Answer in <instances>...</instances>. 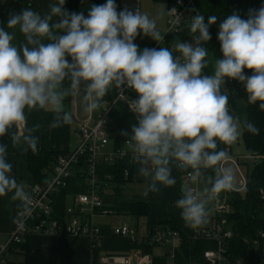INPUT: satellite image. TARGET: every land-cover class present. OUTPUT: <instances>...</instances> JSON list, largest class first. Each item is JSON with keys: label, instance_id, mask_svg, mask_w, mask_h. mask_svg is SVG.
<instances>
[{"label": "clouds", "instance_id": "obj_1", "mask_svg": "<svg viewBox=\"0 0 264 264\" xmlns=\"http://www.w3.org/2000/svg\"><path fill=\"white\" fill-rule=\"evenodd\" d=\"M64 5L58 0L44 14L29 6L0 22V139L7 136L13 147L35 151L38 138L36 126L28 127L29 111L50 110L52 127L69 125L73 114L65 109L67 97L82 94L83 111L93 113L111 90L134 91L138 98L129 107L136 123L121 135L148 183L145 195L176 186L177 170L189 178L175 201L182 221L192 229L207 225L210 202L238 190L235 172L226 166L231 159L227 147L239 139L241 127L260 133L255 123L232 113L222 86L238 81L247 103L264 111V4L250 9L246 19L233 12L220 22L222 56L214 54L211 74L205 72L210 64L205 45L216 15L207 23L199 12L192 16L194 40H176L174 50L141 49L138 36L159 44L164 35L139 8L118 12L115 0H106L85 16L69 13ZM175 14L174 8L169 11ZM14 30L23 37L19 43ZM7 156L8 145L0 142V197L10 195L26 218L33 199L12 174ZM201 182L204 186L198 187Z\"/></svg>", "mask_w": 264, "mask_h": 264}, {"label": "trees", "instance_id": "obj_2", "mask_svg": "<svg viewBox=\"0 0 264 264\" xmlns=\"http://www.w3.org/2000/svg\"><path fill=\"white\" fill-rule=\"evenodd\" d=\"M5 1L0 0V22L7 21ZM13 8L20 11L23 6V0H8ZM89 0H65L64 8L69 13H81L79 7ZM98 4H102L104 0H96ZM168 6L174 0H163ZM58 3V0H56ZM199 13L205 16V22L211 15L218 17L216 24L209 27L211 40L205 46L209 48V55L212 57H221L220 44L217 39L219 24L227 16L233 12L239 14L241 18L246 19L250 9H259L264 0H196ZM28 7V4H26ZM11 31V30H10ZM16 31L15 43L20 41V33ZM188 37L187 34L169 36L167 44L162 47L171 48V43L176 40L184 41ZM207 74H211V68L205 69ZM246 74L251 73L245 70ZM116 92L113 89L109 92L112 96ZM222 92L229 97V106L233 108L235 115L241 117V120L247 119L260 129L259 135H252L243 129L244 145L253 157H258L255 165L247 174V182L244 190L223 192L227 196L230 207L229 213L224 215L226 219L225 228L230 229L233 235L225 241V250L227 263L229 264H264V238L260 233L264 231V111H260L258 104L251 105L247 103V96L243 85L235 80H227L225 86H222ZM137 97V94L133 92ZM138 98V97H137ZM43 127L41 132L39 149L25 150L24 146L13 147L9 137L5 136L0 139L8 145V153H14L17 157H22L26 163L32 178V183L44 182L47 178V170L54 161L63 152L53 151L49 145V129L53 117L52 112L42 110ZM127 119L133 120L136 123V116L132 113L125 114ZM124 116V117H125ZM111 132L113 134L114 146L118 147L122 141L116 137L117 130L121 125L119 123L111 124ZM223 146V145H222ZM225 147V146H224ZM97 176L101 181L100 192L105 198L106 192L109 190L114 195H122L124 187L133 183L134 166L129 162L128 158L117 159L113 164L101 162L96 168ZM128 170V176H125V171ZM181 173L177 170L173 171L174 176H179ZM85 173L80 172L79 167L68 181L66 187L62 188L55 196L54 209L55 214L62 222L65 221L67 200L72 195L79 192H85L88 189ZM261 191L263 193H261ZM107 202V201H106ZM105 209L112 210L118 214L132 215L137 219L148 217L150 212V204L147 201H121L110 202L106 204ZM219 216L210 218L212 223L217 222ZM151 231L155 229L172 230L179 233L177 246L174 248V256L172 264H189L190 262H205L204 252L208 249L217 248V242L207 239H195L192 228L184 224L180 217V210L175 207V204H161L158 208L157 222L147 223ZM106 231V230H105ZM157 244L147 242H136L132 244L135 249H141L144 254H152L153 248ZM171 245V244H168ZM15 250L20 252L27 251V240L23 243L16 244ZM12 249V248H10ZM14 251V249H12ZM168 254L153 255V264H168Z\"/></svg>", "mask_w": 264, "mask_h": 264}, {"label": "built area", "instance_id": "obj_3", "mask_svg": "<svg viewBox=\"0 0 264 264\" xmlns=\"http://www.w3.org/2000/svg\"><path fill=\"white\" fill-rule=\"evenodd\" d=\"M176 10L175 15H169V11ZM199 12L196 0H174L167 10V21L164 40L159 44L154 41L150 48H159L167 44L169 36L187 34L184 41L194 40V35L190 33V18ZM174 50V43H171ZM134 91L125 89L124 92L116 90L112 95H106L103 99V106L100 110L90 113L88 119L79 122L78 135L79 143L73 149L63 152L47 170V178L44 182L32 183L28 186V192L33 199L32 213L26 218L20 216L18 202L15 204L13 214V228L8 240L0 246V261L5 262L6 255L10 248L16 244L23 243L32 233H50L60 234L72 237L89 236L93 243V248H99L104 237V229L94 224L93 216L98 212H107L105 210V199L100 192L101 181L97 176L96 168L101 162L113 164L117 159L128 158L129 162L137 165L126 144V140H121L122 144L105 150L109 144L107 132H111L110 120L117 113L125 115L132 113L129 107L131 100L137 99ZM135 115V114H134ZM117 137V136H116ZM229 153V147L226 149ZM257 158L258 157H254ZM256 162V161H255ZM255 162L253 165H255ZM79 167L80 172L85 173L87 191L79 192L70 196V203L67 202L65 221L62 222L55 214L54 201L59 191L66 187L72 177L75 168ZM181 173V172H180ZM182 174V173H181ZM128 176V170L125 171ZM188 180V176L184 175ZM47 181V182H46ZM247 177L244 182L245 188ZM243 188L237 187L241 191ZM261 193H263L261 191ZM68 201V200H67ZM213 210L216 216H219L217 222H208L207 225L193 229L195 239H209L217 242V248L208 249L204 252L205 262H190L189 264H229L227 263L225 241L233 233L225 228L226 219L224 215L229 213L230 207L227 196L220 194L215 200ZM113 233L118 236L129 238L132 243L147 242L166 246L178 241L179 233L172 230L150 229L138 232L135 225L122 224L113 228ZM264 238V231L260 233ZM172 258L174 252L171 254ZM105 262L114 264H153V259L149 254H144L140 250H135L127 255H114L104 259Z\"/></svg>", "mask_w": 264, "mask_h": 264}, {"label": "crops", "instance_id": "obj_4", "mask_svg": "<svg viewBox=\"0 0 264 264\" xmlns=\"http://www.w3.org/2000/svg\"><path fill=\"white\" fill-rule=\"evenodd\" d=\"M106 2V0H104ZM103 2V3H104ZM56 0H23L22 8H26V4L28 7L34 11L40 12L44 14L50 10L49 5L55 4ZM102 3V4H103ZM117 4V11L121 10L120 7V0H115ZM100 5V4H99ZM6 6V16L9 17L10 12H19L13 8L10 1H5ZM86 14V13H85ZM57 19L54 17V20ZM163 32V31H162ZM163 34V33H162ZM23 37L20 34V41ZM19 41V42H20ZM154 42L152 40L149 42L150 48L151 44ZM67 85V82H65ZM224 87V86H223ZM65 109L70 111L73 114V121L69 125H61L58 127H52L50 125L49 129V145L51 150L57 152H66L69 150H73L79 143V135H78V127L80 125L74 123L77 121L78 118H86L90 116V113H85L83 111V106L79 103V97L76 96H69L64 101ZM46 112H52L50 110H44ZM53 113V112H52ZM54 113L51 120L54 119ZM125 115L115 114L112 119L121 125H125L120 127L117 130V138L120 140L127 139V137H123L121 132L123 130L130 131V126L133 124V120L127 119ZM78 122V121H77ZM80 122V121H79ZM75 124V125H74ZM36 126L35 135L38 138L37 142V149L40 147V137L43 127V115L42 110H32L28 112V127ZM21 134L23 133V128L20 129ZM229 147V146H228ZM28 150H31L30 148ZM229 150L231 151L230 147ZM7 159L13 165V175L17 179L18 183H21L25 186V190H28V186L32 184V178L30 176L27 163L22 157H17L14 153H8ZM257 161V158H255ZM139 165H135L133 169V183L127 184L124 189L122 195H114L110 193L109 190L106 192L105 201L106 204L110 202H121V201H147L150 204V201L147 199L146 196H138L133 198H128L125 196L124 191L128 189L135 188V185L140 183L146 182L145 178L141 177L138 172ZM183 175V174H181ZM176 178L179 180L180 176ZM180 182V180H179ZM180 186L181 183H178V192L180 193ZM170 199V198H169ZM161 204H175L176 200L171 199ZM71 201V199H70ZM10 199L9 196L0 197V246L7 243L8 237L10 232L13 228V214L15 209V204ZM107 212H98V215H120L118 213L113 212L112 210L105 209ZM97 215L93 216L92 221L94 222V218ZM137 219V218H136ZM158 219L149 220V222L155 223ZM138 220V219H137ZM210 222V219H209ZM96 225L101 226L104 229V237L102 239V244L99 248H93L92 240L89 236H79V237H72L67 235H60V234H50V233H32L27 237V245L28 250L20 252L19 250H15V246H12L6 255L5 262L0 261V264H114L113 262H105L104 259L107 257H112L114 255H127L132 253L135 250H140L137 248L132 247V242L129 238L124 236H118L113 233L112 224L108 223L107 221H97L94 223ZM118 226V225H117ZM138 229V232L143 233L145 228L149 229L147 222H143L139 224L137 221L135 225ZM106 230V231H105ZM178 241L171 244L174 248L177 246ZM167 246V245H166ZM142 252V251H141ZM163 255V253H158V255ZM150 257L153 259V255L149 254ZM172 256V255H171Z\"/></svg>", "mask_w": 264, "mask_h": 264}, {"label": "rangeland", "instance_id": "obj_5", "mask_svg": "<svg viewBox=\"0 0 264 264\" xmlns=\"http://www.w3.org/2000/svg\"><path fill=\"white\" fill-rule=\"evenodd\" d=\"M106 3V2H104ZM120 7L121 10L124 8H128L130 10L135 11L137 8L141 10L142 13L147 14L151 19H154L156 21V25L158 30L163 33L165 32L166 28V21H167V10H168V4L163 1V0H120ZM85 16L87 14L84 13ZM163 31V32H162ZM152 39L150 37L146 36H138L135 43L141 48H145L149 46V42H151ZM213 57L209 55V60L210 64L209 67L211 68L212 71V61ZM225 86V85H224ZM79 97V103L82 106V94L78 95ZM230 110L232 113L235 115L233 108L229 106ZM89 116L86 118H78L76 122H74L77 126L79 125V121L88 119ZM240 117V116H239ZM241 118V117H240ZM110 123L113 125L115 124L114 119L110 120ZM74 124V125H75ZM107 137L109 138V144L106 146L105 150H108L112 147L113 145V134L112 132H107ZM124 137V136H123ZM221 147H224L221 145ZM231 151L229 153L231 159L227 162L226 166L231 167L236 175L237 178V187L243 188L244 182L246 180V177L248 172H250L253 168V164L255 162V158L251 155H249L243 141V128L241 127V135L239 139L229 146ZM183 174V173H182ZM184 175H181L179 180L177 179V185L173 186L171 188H162L160 192L158 193H152L148 192L147 195H145V192L148 188V183L143 182L138 185H135L133 189H128L124 191L125 196L128 198H133V197H138V196H146L148 197L147 199L150 201V212L148 217H142L139 218L138 220L136 217L132 215H126V214H120V215H112V214H106V215H98L94 218V223L97 221H107L108 223L112 224V228L116 227L117 225H122V224H128V225H136L137 221H139V224L143 222H147L149 220H154L157 218V213H158V208L160 203H164L168 201V199L173 197V200H176L179 196L180 193L178 192V183H184L187 180L184 178ZM204 184L201 182L198 187H203ZM244 190V188L242 189ZM241 190V191H242ZM169 199V200H170ZM70 203V198L68 200ZM215 204V200L210 202L209 207L211 209V215L210 218L215 216V212L213 210V206ZM174 247L171 245L163 246V245H155L153 248V254L158 255V253H163L168 254L167 258L168 264H172V256L171 254L173 253ZM160 255V254H159Z\"/></svg>", "mask_w": 264, "mask_h": 264}, {"label": "water", "instance_id": "obj_6", "mask_svg": "<svg viewBox=\"0 0 264 264\" xmlns=\"http://www.w3.org/2000/svg\"><path fill=\"white\" fill-rule=\"evenodd\" d=\"M93 5H99L96 0H89L87 3L79 7V11L88 14L89 10ZM119 12V11H118Z\"/></svg>", "mask_w": 264, "mask_h": 264}]
</instances>
